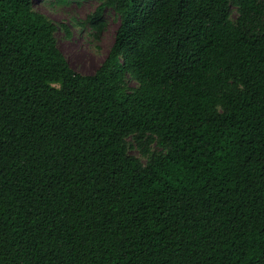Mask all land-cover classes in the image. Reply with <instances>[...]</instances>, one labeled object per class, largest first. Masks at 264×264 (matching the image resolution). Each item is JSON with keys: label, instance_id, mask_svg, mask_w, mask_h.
<instances>
[{"label": "trees", "instance_id": "trees-1", "mask_svg": "<svg viewBox=\"0 0 264 264\" xmlns=\"http://www.w3.org/2000/svg\"><path fill=\"white\" fill-rule=\"evenodd\" d=\"M98 1L86 75L0 0V264H264V0Z\"/></svg>", "mask_w": 264, "mask_h": 264}, {"label": "rangeland", "instance_id": "rangeland-1", "mask_svg": "<svg viewBox=\"0 0 264 264\" xmlns=\"http://www.w3.org/2000/svg\"><path fill=\"white\" fill-rule=\"evenodd\" d=\"M50 1L52 0H33V5L55 23L67 25L69 36L63 28L56 31L58 48L72 69L81 74H92L113 42L118 16L113 9L106 8L102 13L104 26L94 35V29L85 20L99 5L98 0H70L63 5ZM233 15L236 14L233 12Z\"/></svg>", "mask_w": 264, "mask_h": 264}]
</instances>
